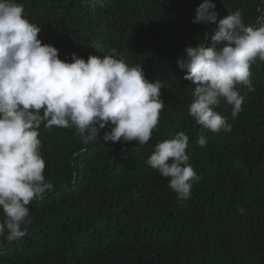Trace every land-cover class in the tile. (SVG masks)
<instances>
[{
    "label": "trees",
    "instance_id": "obj_1",
    "mask_svg": "<svg viewBox=\"0 0 264 264\" xmlns=\"http://www.w3.org/2000/svg\"><path fill=\"white\" fill-rule=\"evenodd\" d=\"M38 37L71 62L112 48L130 65L159 79L164 108L147 144H85L74 128H39L44 175L53 189L29 204L26 234L0 236V264H264V62L252 65L255 92L231 116V132L205 130L188 113L195 85L178 58L187 46H208L219 19L239 11L244 23L264 17V0H214L217 23H193L203 0H17ZM205 33L208 34L207 38ZM100 44L103 52L91 47ZM183 131L186 154L199 176L178 199L168 179L145 161L154 145ZM244 208L240 213L239 209ZM3 212L0 211V220Z\"/></svg>",
    "mask_w": 264,
    "mask_h": 264
},
{
    "label": "clouds",
    "instance_id": "obj_2",
    "mask_svg": "<svg viewBox=\"0 0 264 264\" xmlns=\"http://www.w3.org/2000/svg\"><path fill=\"white\" fill-rule=\"evenodd\" d=\"M108 0H92L93 7ZM214 0L196 7L193 23H217ZM41 27L29 21L17 0H0V236L8 241L26 234L29 204L53 189L46 180L41 153V124L51 129L74 128L85 144L105 142L147 144L164 108L159 79L146 78L142 66H130L117 49L87 59L71 54L61 59L58 49L42 43ZM206 38L208 36L205 33ZM96 52H103L94 44ZM264 62V17L245 24L239 11L218 21L208 46H187L178 58L183 77L195 85L188 113L201 126L198 145L206 146L205 130L231 132L227 117L217 111L221 102L236 118L245 97L237 86L255 92L252 65ZM189 135L180 131L154 145L145 163L168 179L178 199L188 198L199 180L188 164ZM240 213L244 208L239 209Z\"/></svg>",
    "mask_w": 264,
    "mask_h": 264
}]
</instances>
